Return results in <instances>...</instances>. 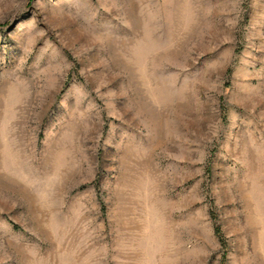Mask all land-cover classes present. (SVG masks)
<instances>
[{
    "label": "rangeland",
    "instance_id": "rangeland-1",
    "mask_svg": "<svg viewBox=\"0 0 264 264\" xmlns=\"http://www.w3.org/2000/svg\"><path fill=\"white\" fill-rule=\"evenodd\" d=\"M0 264H264V0H0Z\"/></svg>",
    "mask_w": 264,
    "mask_h": 264
},
{
    "label": "trees",
    "instance_id": "trees-1",
    "mask_svg": "<svg viewBox=\"0 0 264 264\" xmlns=\"http://www.w3.org/2000/svg\"><path fill=\"white\" fill-rule=\"evenodd\" d=\"M217 233L220 234L219 231H217Z\"/></svg>",
    "mask_w": 264,
    "mask_h": 264
}]
</instances>
